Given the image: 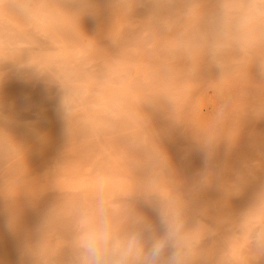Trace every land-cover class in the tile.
Here are the masks:
<instances>
[{
    "label": "bare ground",
    "instance_id": "6f19581e",
    "mask_svg": "<svg viewBox=\"0 0 264 264\" xmlns=\"http://www.w3.org/2000/svg\"><path fill=\"white\" fill-rule=\"evenodd\" d=\"M135 1H140V4H137ZM135 1L133 3L134 5L130 6V4L127 2V0H123V1H121V0H0V179L1 178L6 179V181H8V179L11 180V182L8 181V182H5V184L0 185V187L5 188V189L0 188V190H1L0 192H2V191L5 192V190L9 187L17 186L18 185L17 183H20V180H18V179H22L21 183H28L31 185L33 184V181H35L36 184L43 183V186H40V188H38V189H37V186H32L34 189V190H32V191H34L33 193H30V192L27 193L26 192V194H22L21 191H19V190H21V187H17L19 193L15 194V196L5 195L4 193H0V264H86V261L87 260L89 261V259L85 253L83 245H80V243L83 244V242H81V240L84 239L86 234L101 233V232H105V231L107 232V234L109 236V242H108L109 250H111L112 247L114 245H116L117 243L126 242L127 240H129L130 238L135 236L137 241L140 240L139 241L140 244L137 243V251L143 252L145 250H148V252L146 251V253H149L153 244L156 241L160 240L159 237L163 236L164 235L163 233L166 232L165 231L166 230L165 225H167L166 223H168V222L167 221H166V223L164 221L162 222L163 213L161 212L162 213V219H161L160 215L158 213H156V211H155V208L159 209V211H160V209H162L161 207L160 208L158 207L159 206L158 204H159V202H161V200H162L161 198L163 196L162 197L159 196L160 197V200H159V198L156 197L157 194L155 195L154 192L151 194H138L136 192L123 194V193H120L121 192L120 191L119 193L115 192V193H112L113 195L112 194L110 195V194H106V192L103 190L102 191L103 193H101V196L98 195L101 198L99 200L98 196L96 197V193H94V195H92L91 191L89 190V188H91V186L89 187L87 185L88 183H84L83 185L85 187H82L80 189V192H78L81 195L76 194V192H73L74 194L71 193L73 195V197L75 194L77 195L76 197H78V195L82 196V193H84V195H85V196L83 195V197H85L84 199H86V198L88 199V201H85L84 203H82L84 209L86 210L85 214L87 213L86 215L89 216L90 213L92 214L91 211H93V213L96 211L94 208H100V210L104 212V216L106 217V219L107 220L109 219V221H110L107 224L106 223L102 224V225L97 224L99 228L98 227L96 228L95 226H97V225H95L94 227H92L93 229L90 228V231L85 233L84 231L87 230V227H85V226H88V224L83 223V222H85V220L84 221L82 220L83 214L73 213L74 211H72V209H73L72 204H74L75 202H73V203L71 202L72 209H70V210L72 213H70V210L67 211L68 208H66V207L68 205H70V203L67 202L68 201L67 199L69 197V201H71L70 200L71 194L69 193V196L64 195V196H66V198L64 197L65 198L64 199L62 194L58 191L59 189L48 191L47 190L48 188H46L47 187L46 184L54 183L60 177L59 174H61L62 171H58V170H62L60 168L62 163L66 162V161L76 162V159L79 162L81 159H82V161L80 162L78 167H75V169L73 170V173L70 175L71 177L74 174L77 176L78 173L83 174L85 172L84 174H86V175L90 174L89 176H90V178H92V177H95V175H100L103 173L105 174V172L106 173L112 172L113 177H115V175H118L115 177V180H116V182L119 183V181H117L118 177L122 174V172L124 173V171L125 172L127 171V169L124 170V167H122L123 171L121 170V168H120L121 163H128L129 164L131 162L129 165L134 164L135 168H138V167L140 169L142 168L141 169L142 171L138 170V172H136L137 170L133 171V168H132V171L129 172L131 169L127 167L130 170L128 171L129 173H126V175L132 174V176L134 175V177H135V173L136 174L137 173L143 174L142 172H146L147 170H151L152 166L155 167V165L157 164L156 159L158 158L159 155L156 154L157 155V156L155 155L157 157L156 158L154 156L155 152L152 155L153 158H156L155 161H154V159L152 161L150 156H148V154L146 152H142V153H138V151L136 152L138 147L141 146L140 144H142V148H144L146 145H148L150 148L151 144H152V146H151L152 148L153 147L155 148V146H158V147H156V149H153V150H157V151H158L157 148L162 147L163 144H164L163 147L166 146L165 145L166 139L169 138V136L165 140H163V142L160 140H156L157 138L154 140L150 136L146 137L145 134L142 136V135L138 134L139 131L137 133V130H139V129L142 130L141 126H143V129H144L145 123H144V125H142V123H141L140 124L141 126L138 127L139 129L137 128V125H136L135 128H137V130L134 128L136 130L135 131L132 128V130H133L132 131L131 127L128 126L129 124H127V123H129V121H127V119L132 118V114L134 112L133 115L134 116L137 115L136 117H138L135 119L137 121L139 119V115H141V113L143 112L142 111L140 113L138 110L139 109L143 110L142 108H144V110H145L147 107L149 108V106H151V105L153 106L154 102H155L154 105H156L155 107L164 106L163 102L159 101V100L160 99L164 100L168 96V95H165V98H161L162 95L164 97L163 93H165L167 91V89H168L167 92L170 91L169 90L170 88L165 89L166 86L165 87L161 86L163 89H165V90H163L164 91L163 92L162 89L160 88V86H157V85H154V87L156 86L155 88L153 86H152V88H150L151 86H149V85H148L149 88L148 87L146 88L145 84L142 83L141 79H138V81L136 79H135L136 81L135 80L133 81V79L129 80L130 82L133 81V83H129V81H128L129 85L130 84L131 85L132 84H136V85L141 84V85L140 86L138 85L139 88L135 87L133 89V95H131L130 93H129L130 95H128L126 92L123 93L124 92L123 91L122 92L123 95L122 94L120 95L121 98L123 97L122 98L123 101H125L124 99H126V102L130 101L128 98H130L131 96L136 98L135 95L136 94L138 95V92L139 93L141 92V91H139L141 87H145V90L147 89L145 94H147L149 96L151 95V97H148V98H150L151 100H152V98L156 99V100H154V102L152 101L153 104H150L151 100H149L148 98H145V97H147L143 92L145 90H143L144 88L143 89L141 88V90H143L141 92L142 95L141 94H140L141 96L138 95L137 99L139 97L142 98V96H143L145 100L142 98L143 100L139 99V104L137 101L136 102H137L138 106L140 105L142 107L140 108V106H139V108H138L136 102L134 101L135 102V104H134V102L131 100L130 102H132V104L136 105L138 110L134 105H133L134 107H131L132 105H130L131 108L128 107L129 110L126 109L127 112H131L130 110H134L133 108H135V111L128 114L126 111H123L122 108L125 106L122 104V102H120L121 100L119 101L120 104H122L121 109L117 108V106H112V104H109V102H111L110 101L111 98H113V100L112 99L111 100H112V102H114V98L119 97V95H118L119 93H117V92L120 90V88L122 90V87H121L122 82H120L121 84H116L118 86H117V88H115L113 85H111V87H110V85H108L110 82L111 83L113 82V79H112V81H110L111 79L109 81L107 80L109 82V83L107 82V84L105 82L100 83L98 81H94V82H96V83L98 82V83L96 84L95 88H92L90 86H92L94 83L92 84L90 82V84H89L90 79H80V81H79V79L78 80L75 79V80H77V82L75 81V82L70 83L67 79H66V81H64L65 79H56V76H51V74H49L50 70H52V72L50 71V73H53V69H58L57 71H59L60 69H62V66H64L65 64L68 66V64H70L71 60H72V62H74V61L76 62L78 60L77 64L79 66L76 63H73V64H75L76 68H74V70H72L71 72H73L72 74L74 75L75 72L79 71L80 74L79 73L78 74L81 76V78H83V76H85L86 73H88V74L90 72L92 73L94 67H97L95 69H98V66H99V70H102V69H100L101 65L99 64V62H101V63L106 62L105 58H103L105 56H106V59L108 58L107 60H109L108 63L113 64V62H111L110 58H109L113 52L111 54H109V57H107V55L103 56L104 54L102 52L101 53L103 55H101L100 52L98 53L95 50H94L95 52L93 50H91L92 47L89 46L88 42H87V44H88L87 47L89 46L88 47V48H90L89 50L85 46V44H83L82 46H81L82 43L79 44V46L81 47V50H82L83 46H85L87 48V49L83 48L84 51L82 50L83 52L81 54H83L84 52L85 53L87 52L86 53L87 55L85 53L83 55H76V53L79 50H76L75 48H73V45L71 48H69V49H71V53H69V51H68V54H66V55L64 54L63 56H61V58H59V57L53 58V57H50L48 54L41 52L42 50L48 49L51 47L53 48V49L51 48L52 51H54V50H55L54 52H56V50L59 51V47H58V49H56L57 45H55L56 47H54V43H59V46H60V44H63L65 42H68L67 44H69V45L73 44L72 40L78 41V38L80 35H77L78 33L77 34L75 33L77 31L75 29L79 30L82 25H84L83 27H85V24H88L89 22L91 23V21H92V23L90 25L92 26V24H94V22H97L96 19L98 20V18L100 17V15L102 13H105V12L111 10L112 7H115V5L118 6V4L125 6V9H123L124 11H122V13H121L122 19H123V16H126L123 14V13L126 14V11L129 13V14L127 13L128 18H130L131 15H134V14H137V15H139V14L145 15L146 14L147 16L150 15V17H148V19L150 18L151 20H148V19L146 20V18H147L146 15L145 16L143 15L145 18V21L142 18L143 25L149 24V27H150V24H155V25L156 24H162L163 25V21H161V19L164 16L168 17V19H169V16H171L170 14L175 15V14H178L182 10L184 12L185 7H190L191 5H192L191 7H194V5L199 4V2L201 3L200 0H135ZM125 2H127V3H125ZM209 2H211V0ZM242 2L245 5L247 3L246 6L244 5L242 7L243 8L245 7L244 15L248 14V17L250 16L249 14L253 13V11H254L253 8H257V9L259 8L258 10H260L261 7L264 8L263 4L261 5V7H259L261 3H264V0L263 1L262 0H245V1L243 0ZM207 3L203 4V5L204 6L207 5ZM237 5L238 4H236V6ZM208 6L210 7V5H208ZM224 6L226 7V5H224ZM196 8H197V6H196ZM229 8H230V6H229ZM262 8H261V10H262ZM207 9H209V8L206 7V10ZM250 9H251V11H250ZM196 10H201V9H196ZM196 10H193V11L195 12ZM176 11H177V13H175ZM213 11H214V9H213ZM241 11H243V10H241ZM246 11H247V13H246ZM130 12H131V15H130ZM222 12H223V10H222ZM228 12H229V10H228ZM195 13H198V15H199L198 11ZM205 13H206V11H205ZM260 13H261V11H260ZM167 14H169V16ZM210 14H211V12H209V15ZM223 14L224 13H222L221 15L223 16V18H225ZM142 15H139V16L142 17ZM188 15L190 16V14H188ZM209 15L206 14V17H208ZM233 15L235 16V13ZM254 15L257 16L259 14H257V15L254 14ZM194 16H196V15H194ZM203 16L205 17L204 14H203ZM217 16H215L216 20L220 19V22H222L223 18H220L221 17L220 15H219L220 16L219 18ZM228 16H229V14H228ZM231 16L232 15H230V17ZM127 17H124V20L126 21L125 26H127L128 22H130L128 20L131 19V18L128 19ZM151 17L153 18V20ZM200 17H201V15H200ZM206 17H205V20L207 22L211 23L209 18L206 19ZM239 17H241V16H239ZM259 17H261V15ZM121 18H120V20H121ZM125 18H127L128 20ZM197 18H199V17H197ZM215 18L213 21H215ZM227 18H229V17H227ZM245 18H246V20L249 19V18L247 19V16ZM196 19H194V20L196 21ZM183 20L186 21V19H183ZM194 20H193V22H195ZM218 20H217L218 24L216 22H214L217 24V27L220 24L222 25V23H219ZM170 21L168 20V22H170ZM213 21H212V23H213ZM223 21H224V19H223ZM183 23H187L184 25H186V27L188 26L187 21L186 22L183 21ZM195 23H199V21L195 22ZM223 23H225V21ZM248 23L249 22H247V25H248ZM90 25H86V26H90ZM146 25L143 29L148 27ZM176 25H178V24H176ZM196 25H198V24H196ZM73 26H75L74 27L75 32L73 31L75 35L72 32ZM77 26L79 28H77ZM137 26L135 28L133 27V29H132L128 25L126 30H124L125 29L124 28L123 30H121L123 32H121V31L120 32L121 33L126 32V34H127V32L133 33V32H135L134 31L135 29H136V31L138 30ZM181 26H183V25H180L179 27H181ZM258 26H260V25H258ZM164 27H165V25H164ZM179 27H177V28H179ZM82 28H81V30H83V34H85L86 32L84 33V30L88 31L87 29L89 27H87L86 29L85 28L82 29ZM139 28H140L139 30H142L141 27H139ZM172 28H173V26L171 27V30L174 32V30ZM220 28H222V30H223V26L219 27V29ZM127 29H129V30H127ZM162 29H164V28H161V31H163ZM187 29H188V27H187ZM191 29H192V27H191ZM81 30H79V32ZM171 30L170 29L167 30V33H171L172 32ZM199 30H200V28H199ZM250 30H252V29H250ZM262 30H263V28H262ZM190 31H192V30H190ZM203 31H205V29ZM163 32H162V35H163ZM173 32L171 34H173ZM180 32H179V34H180ZM193 32H195V31H193ZM193 32L191 34H193ZM144 33H145V31H144ZM213 35H214V33H213ZM73 36H75V37H73ZM189 36H191V35H189ZM203 36H201V37H203ZM120 37H122V36H120ZM120 37H118V39ZM165 37H166V39L168 37V40L171 39V38H169V37H171L169 34H166V36L164 35V39H165ZM69 38L72 39L71 40L72 42H70V43L67 40ZM215 38H216V36H215ZM106 39H109V38H106ZM121 39L122 38H120L118 41H120ZM139 39H140V37H139ZM164 39H162V42L166 43L168 40L166 41V39H165V41H163ZM93 40H94V38H93ZM101 40L103 42L105 41L106 43L109 42L108 40H103V39H101ZM101 40L98 39L97 42L99 43ZM116 40H117V38H116ZM122 40H124V39H122ZM102 41H101V43H102ZM160 41H161V39H160ZM160 41L152 43L151 44L152 47H151L150 43L147 44V45H150V46H148L150 48H148L147 50H151L152 52L147 51V50L144 51L142 48L144 53H142L140 51L138 56H137L138 53L133 56L134 53L130 54L128 52H127V56H126V51H125L124 53H122L123 57H124V59L126 57L128 59V56H130V55L133 58L136 56L135 58H137V57L138 58L134 59V61H132V62H135L136 60H138L137 61L138 65H139V61H141V62H146V64L148 66L153 63L152 61H154V59H155V62H157V60L159 61V59H161V61H163L162 58L167 61V57L165 56V54L167 52L160 50L162 52L161 53L159 51V49H161V48L159 47V49H157L158 47H156V45L158 46L159 43H162ZM97 42H95V43H97ZM122 42L125 43L124 41H122ZM215 42H217V41H215ZM262 42H261V44H262ZM115 43L117 44L118 42H115ZM129 43L133 44V42H130V41H129ZM93 44L94 43L92 42L91 45H93ZM116 44H113L112 46L115 47ZM109 45H111V44L109 43ZM153 45H154V47H153ZM259 45H260V43H259ZM61 47H63V45H61ZM260 47H262V46H260ZM260 47H259V49H260ZM153 48L155 50L156 49L157 50L154 51ZM139 49L141 50V48H139ZM257 49H258V47H256L255 51H257ZM90 50L93 51V53ZM72 51H73V53H72ZM210 51L213 52V50H210ZM259 51L260 50H258L257 52H259ZM120 52L121 51H119V53ZM159 52L162 54V56H165L166 58L165 57H162V58L158 57L159 55L157 56V54H159ZM212 52H210V53H212ZM242 52H243V50H242ZM71 54H74V55H71ZM89 54L90 55L92 54V55L89 56ZM96 54H97V56H96ZM113 54H115V53H113ZM122 54L120 53L121 56L118 58L115 55H113V57H115L116 60H121L120 58L123 59ZM124 54L126 57L124 56ZM143 54H145V57H143L144 56ZM146 54H148L151 57V59L149 56L146 57ZM150 54L152 56L155 55L157 58L152 57ZM262 54H263V52H262ZM85 55L88 59L86 61H85V57H83ZM116 55L118 56V54H116ZM215 55H217V54H215ZM131 56H130V58L132 59ZM257 56L256 57L252 56L251 60H253V62L249 61V62H252L251 66H249V63H247L249 66V68H247V70L252 68V69H250V71L253 70V72H254L253 74H255V70L257 69V67L260 68L259 67L260 65L257 66V64H260V63L256 62V65L253 64V63H255L254 61L257 58ZM72 57H73V59H71ZM74 57L76 58V60ZM81 57H83L84 60H82L83 58H81ZM113 57L111 56V58H113ZM148 57L150 60L148 59ZM187 57H189V56H187ZM89 58H91V59H89ZM140 58H143V59L146 58V60L145 59L140 60ZM201 58H202V56H201ZM102 59H104V61ZM127 59H125V60H127ZM129 61H130V59H129ZM181 61H183V60H181ZM222 61H224V60H222ZM132 62H131V65H132ZM40 63H42V65ZM43 63H44V66H43ZM128 63L130 64V62H128ZM128 63H127V65H129ZM197 63H199L198 59H197ZM201 63H202V61H201ZM201 63H199L200 65H197L195 63L197 66H195V68L191 67L192 71L191 72L189 71L190 73L188 72V74H187V72H186V75H185V73H184V75H182L183 74V72H182L181 76L182 77L185 76L187 79L189 78L188 79L189 81L191 78L195 79L194 77H196L198 75H199V77H200V75L201 76L203 75L205 77L206 75H204V74L209 73L208 70L212 69V68L211 67L206 68V67L202 66ZM228 63H230V62H228ZM109 65L112 66L111 64H109ZM184 65H185V63H184ZM228 65H230V64H228ZM245 65H246V63H245ZM254 65L256 66L255 70L252 67ZM65 66L63 67V69L67 70L68 68H67V66L65 68ZM71 66L72 65L69 66L70 67L69 71L71 70V68L74 65L72 67ZM108 66H106V67L104 66L106 71L108 70L107 69ZM157 66L158 65H156V67ZM239 66L242 67L243 65H241V63H240V65H238V67ZM248 66H246V67H248ZM104 67H103V71H104ZM246 67H244V69H246ZM148 68L146 67V69H148ZM231 68H233V67H231ZM75 69H78V70L75 71ZM95 69H94V71H95ZM135 69H138V68L136 67ZM227 69L229 70V68H227ZM240 69H239V71H240ZM89 70H90V72H89ZM110 70L111 71L113 70V69H111V67H110L108 73L112 74L113 72L111 73ZM151 70L153 71L152 68H151ZM69 71H67V72H69ZM117 71L120 72V69ZM128 71L130 72V67H129V70H127V72ZM169 71L172 73L171 69ZM169 71H167L168 74L170 75L171 78H173L174 74L172 73L173 75L171 76V73H169ZM261 71L264 72L263 70H261ZM98 72L100 73V71H98ZM162 72H163V70H162ZM244 72H246V71H244ZM54 73H55V71H54ZM93 73H95V72H93ZM155 73H156V70H155ZM237 73L239 74V72H237ZM256 73H257L256 74L257 76L261 74V72L258 73V71ZM61 74H62V71H60V73H58L59 76L63 75V74L62 75ZM67 74H69V73H67ZM95 74L97 75V72ZM141 74H142V72H141ZM105 75H107V74L104 72V75L102 74V76L104 77ZM113 75L114 74H112L111 76H113ZM154 75L152 73L151 76L155 77ZM166 75H167V73H166ZM166 75L164 74L163 78ZM256 75L254 77H251V75L249 77H247L250 80V81H248L249 84L246 83L244 85V84L240 83L237 87H235L236 91H235L234 87H232V90L230 88V91L232 93L231 95L236 97L234 100L235 102L234 101L233 102L231 101V102L234 106L236 104H238V105L235 106L234 111H233L234 107L231 108V110L233 112L231 110H229V108L226 107L228 110H226L225 112L228 111V113L226 114L227 115L226 119L224 118L226 121L223 120V122L224 121L225 122L224 123L222 122V123L224 126L227 125L228 129H229V126L231 128V125L232 126L235 125V126H233V127H235V128H233V132L231 131L232 128L229 130L233 133V134H231L232 139H230V138L227 139L226 137H222V134H220V136L222 137L221 138L218 135L220 140L221 139H223V140L227 139L225 141L226 143L225 142H224V144L219 143L221 141L218 140V142L216 141V144L214 142V143H210L209 145H204L202 147L203 148L202 150L199 147V149H200L199 153H197V151L195 150L196 155H192V153H194L193 152L194 150L192 151V153L191 152H190V154L188 153L191 157H194V156L199 157V156H201V154H202V156L212 157V158L209 157L208 159H212V160H210L211 164H213V165L217 164L218 165V166L217 165L213 166V168H211L212 170L214 169L213 171H216V173H218V175H219V177H217L218 181L214 182L215 180H213V181H211V182H213L212 184L203 185L202 188L205 189V191L201 194L192 196L190 194L191 191H190V193L186 192L187 190L185 187H187V188H188V186H190V187L195 186L196 187L197 186L196 184H194V185L188 184V186H187V184L185 183L186 185L183 186L182 183H181L182 185L180 183H179L180 185H177L174 183V184L168 185V187H167L168 183L166 182V180H165V182H166L165 183V182L161 181V179L159 178L161 173H160V175L158 173H156L157 176L153 175V179H155V177H158V179L156 178L155 180H158L159 182L161 181L160 183L163 182L164 184L163 185L161 184L162 186H164L166 184L165 187L167 189H170V188L171 189L172 188H178L179 189L181 187L182 190H180V189L179 190L183 191V193L186 192L184 194H181V197L183 199V203H181V204H180V202L178 203L181 205V207H180V205H178V207L183 208L182 209L183 214L178 215V218L174 219V221H173L174 223H177V224L181 223L182 227H185L184 230L187 227V231L189 229L191 231L192 228H194V225L202 226L203 224L204 225L209 224V226L207 228H203V229L199 230L198 233L196 232V234H192L193 232L191 233L189 231L192 234V236L190 237V240L188 241L187 244H182V243L164 240L165 246L162 250V256H161L160 264H169V261L173 255H175L177 257L176 264H264V183H261L263 181V180H260L262 178L261 177L260 179L256 178L255 181H258V182H253V184H248V183H251L250 181L246 182L248 180H251V178H249L250 176L249 177L245 176L246 173L243 171L244 166L242 168L240 166V168H239V165H241L240 164L241 162H242V164L243 163L245 164L248 161L247 158L248 159L251 158L250 161L251 160L253 161V159L258 160L254 156L255 154H253V152L255 153V151H256V150L255 151L252 150V149H254L253 148L254 146L256 147V145L257 146L260 145V147L262 146L260 149L264 150V79H263L264 77L261 76L262 79H260V78H256ZM70 76H71V73H70ZM102 76L101 77L99 76V77L103 78ZM111 76L109 75V77H108V75H107V77H108L107 79L113 78ZM116 76H118V75H116ZM116 76L114 75L115 78H116ZM51 77H52V79H51ZM76 77H77V75H76ZM93 77L94 76H92V78ZM243 77L244 76H242V78ZM258 77H260V76H258ZM85 78H87V77H85ZM253 78H255V79H253ZM104 79L106 80L105 77H104ZM117 79L119 80V78H117ZM117 79H114V81L117 82ZM160 79H161V77H160ZM99 80L101 81L103 79H99ZM105 80H103V81H105ZM204 80H206V79H204ZM221 81L219 82V84L221 83ZM158 82L160 83V81H157V83ZM222 82H223L222 84H224V81H222ZM246 82H247V80H246ZM113 83H115V82H113ZM128 83H126L127 85L123 84V86L126 85L125 88L124 87L123 88H124V90H126V87H127V90H126L127 92L129 90L128 89L129 87L133 88L131 85L129 86ZM205 83H206V81H205ZM244 83H245V79H244ZM105 84L108 85V88H107V86L104 87ZM153 84H155L154 81H153ZM184 84L187 85V82H185ZM193 84H194V82L192 83V85ZM97 85L98 86L103 85V86L98 87ZM160 85H162V81H161ZM164 85L165 84L163 83V86ZM178 85H180V84H178ZM188 85H189V83H188ZM205 85H207V84H205ZM230 85H231V83L229 82V86ZM93 86H95V85H93ZM181 86H178V87L180 88ZM209 86H211V85H209ZM118 87H119V89H118ZM157 87H158V89L160 88V91H162V94L160 93V91H158V92L153 91L155 89L157 90ZM189 87L190 86H188V88ZM222 87H224V85ZM136 88L138 91L136 90ZM148 89H149V91L152 89L150 91V93H149ZM193 89H194V87H192V89L189 90V92H188L189 96H190L191 91L194 92L197 90V89L196 90H193ZM200 89H201V87H200ZM220 89H222V92H223V88L220 87ZM233 89H234V91H233ZM134 90H135V92H134ZM176 90H179V89H176ZM237 90L239 92H241L242 95L237 94V92H238ZM108 91L110 93H108ZM198 91L199 90H197V92ZM230 91L228 90V92H230ZM72 92H74V94H72ZM130 92L132 93V89L130 90ZM180 92H181V90H180ZM193 92H192L191 97H193V95H194ZM77 93L79 95L83 94L81 96V99L78 98L79 95H78V97L75 96V94L77 95ZM134 93H136V94H134ZM157 93H159V95ZM69 94L70 95L72 94L71 96H73V97H71ZM126 94L128 96H125ZM183 94H184V92H183ZM152 95L154 97L156 96V98L152 97ZM186 95H187V93H186ZM231 95L230 94L228 95V99L232 98V97L229 98ZM59 96H60V98H58ZM61 96H66L67 98L70 96L72 99L77 97L78 100H77V98H76L77 102L74 100H73V102H71L72 100H68V103L70 105H68L66 102V105L64 107L62 106L64 108V110H66V111L64 113V112H62L63 110H60L62 112L61 113L59 110L57 111L53 108L55 105L59 104V99H61V98L63 99V97H61ZM106 96L108 97L106 99H108L109 101L108 100L107 101L101 100L102 102L99 101V98H101V97L104 98ZM159 96H160V98H157ZM70 97H69V99H71ZM97 97H99V98H97ZM168 98H170V96ZM57 99H58V102H57ZM118 100H119V98H118ZM165 100H164V102H166V104H167L168 101H165ZM142 101L143 102L146 101L147 105H146V102H145V104H143ZM158 101H159L160 106L156 104V102H158ZM183 101H185V99ZM187 101H188V99L185 101L186 105L188 106L189 102L187 104ZM126 102H124V104H126ZM161 102H162V104H161ZM231 102H230V104H231ZM240 103H242L241 106L239 105ZM243 103H245V105ZM95 104H103V105L109 104L108 105L109 110L115 109V111L113 110L111 112H115V113H119V114H120V112H122L120 115L121 117L118 118L117 117L119 115L118 114V115H116L117 118L114 116H112L113 117L112 118L109 116L110 115L109 110L107 111L106 109H103V107L95 108L94 107ZM114 104H118V102L115 101ZM128 104H129V102H128ZM183 104H184V102H182V105ZM191 104H192V101H191ZM230 104H229V106L228 105L227 106L230 107ZM43 105H44V107H42ZM110 105L112 107H110ZM143 105L145 107H143ZM59 106L61 109L62 108L61 105H59ZM237 106H240V107H237ZM164 107L166 108L167 106H164ZM164 107H161V108L163 109ZM180 107H179V109H178V107H175L174 111L175 110L179 111L181 108H184V106L181 108ZM148 108H147V110L157 109L154 107H152V108L150 107V109H148ZM161 108H160V110H161ZM236 108H238V109H236ZM58 109H59V107H58ZM116 110H118V111L116 112ZM120 110H122V111H120ZM150 111H152V110H150ZM162 111H165V110L163 109ZM230 111H231V113H229ZM137 112L139 114L135 115V113H137ZM171 112L170 113L167 112L166 114L169 115V114H171ZM188 112L190 113V111L187 110V114H189ZM58 113H59V116H58ZM124 113L125 114L127 113V115L129 117L126 116V118H124V117L122 118V115L123 116L125 115ZM159 113L160 112H158L157 114L159 115ZM162 113H160V115ZM154 115H155V112H154ZM177 115H179V114H177ZM134 116H133V118H135ZM163 116H165V115H162L161 117L158 116V117L163 118ZM169 116H171V115H169ZM165 118H166L165 120L168 119L167 116H165ZM169 118L170 119H168V120H170V121L172 118H173V120L177 119V117L176 118L175 117H172V118L169 117ZM180 118H183V117L180 116ZM150 119L154 120L153 117H151ZM156 119L157 118L155 117V120ZM185 120L188 121V119L184 118L183 121H185ZM130 121L134 122V119H131ZM157 121H159V120H157ZM157 121H155V122H157ZM161 121H162V119H161ZM150 122L152 123V121H148V124ZM176 122H175V124H176ZM135 124H138V123H134V125ZM158 124H157V126H158ZM170 124L175 125L174 123H170ZM163 125L164 124H162V126ZM187 125H186V128H184V129H186V131H184V134H185V132L187 134L189 133V132H187V130L190 128L189 127L187 128ZM218 125H216V126H218ZM151 126H153V125H151ZM221 127L223 128L222 125H221ZM145 128H147V127H145ZM154 128H156V126ZM174 128H176V127H174ZM156 129H158V127ZM161 129H162V127H161ZM145 130H147V129H144L142 131L145 132ZM150 130H149V132H150ZM222 130H224V129H222ZM218 131H219V128H218ZM224 131H227V129H225ZM234 131H235V134H234ZM143 132H140V133L143 134ZM191 132H192V129H191L189 135L183 134L185 136V137L184 136L183 137L186 139V141L188 140L190 142V140H194V139L196 140V136L191 134ZM166 134H168V133H166ZM190 134L195 136V137H193L194 139H190V137H191ZM172 135H174L173 131L171 132V136ZM226 135H227V133H226ZM233 135H236L235 138L237 140L234 138ZM91 136H94L95 138H91ZM148 137H150V138L148 139ZM172 137H174V136H172ZM233 138L236 140V142L231 141V140H233ZM174 139H176V137ZM237 141H241L242 143L249 141L250 143L247 142L248 144L247 143L245 144V146H247L245 148L244 144L241 145V142H239V144H238ZM15 142L19 143V144L17 146H15L14 145ZM167 142H168L167 145L172 144L170 141H167ZM189 142L187 144H189ZM103 143L109 147V149H110L109 154L106 152V148L103 149L101 147H97V144H103ZM120 143H122L123 145L127 144L128 146L127 145L123 146ZM190 143H192V141ZM250 144L252 147L250 146ZM193 145H191V147L194 149L196 148V146L198 147L197 144L194 145L195 147ZM248 145L251 148L248 147ZM176 146H177V148L178 147L180 148V146H182V145L178 146V144H177ZM130 147L133 149H131ZM170 147H168V149L166 148L167 152L171 149ZM175 147H172V149ZM183 147H181L182 153H183V151L185 152V149ZM239 147H240V149H239ZM134 148H135V150H134ZM185 148H186V146H185ZM243 149H245L244 151L246 153H247V151H249L251 149L252 151L250 150L249 154L252 152L250 155H252L254 157H252L249 154H246L244 152L247 155V158H244V156H246V155L242 152ZM116 150H118V151H116ZM122 150H125V151H122ZM161 150H162V152L164 151V149L159 148V152H161ZM197 150H198V148H197ZM239 150H241V152ZM263 150H261V151H263ZM177 151H178L177 154H179L180 149ZM188 151H190V150L188 149ZM188 151H186V152H188ZM169 152H171V151H169ZM186 152H185V155L187 154ZM114 153H115V155H114ZM118 153H121V155L123 154L124 156H126L128 162L127 161L124 162V160H126V159H123V157L121 160H119L121 157H118V156H120ZM242 153L244 154L243 157L240 156ZM159 154H160V156H159V158H160L161 155H163L164 153H159ZM165 154H167V153H165ZM109 156H110V158H113V156L114 157L117 156L118 159L113 158L114 161L113 160L111 161L110 158L108 159ZM171 156H172V154H171ZM202 156L200 158H202ZM236 156H240V158L242 157V159H240V161H239V159H236ZM174 157H176V156H174ZM261 157H264V156H261ZM195 158H197V157H195ZM208 159L206 161H209ZM177 160H178V158H177ZM177 160L175 158V161H177ZM193 160H195V159L191 158L190 161L193 162ZM241 160H246V162L241 161ZM263 160H264V158H263ZM78 161H77V163H78ZM116 161H120V164L117 165ZM199 161H201V159ZM199 161H196V163L194 161L193 164H198L200 166V163H197ZM259 161H261V159ZM262 162L264 163V161H262ZM117 163H119V162H117ZM158 163H159V160H158ZM201 163H203V162H201ZM210 163H209V165H211ZM170 164H172V162H170ZM205 164L208 165V162L207 163L205 162ZM247 164H248V162H247ZM117 166H118V168H117ZM179 166H180V164H179ZM251 166H253V165H251ZM262 166H264V164ZM175 168H178V167L176 166ZM207 168H210V167L208 166ZM106 169H108V170H106ZM118 169L121 172L116 171ZM233 169H237V173L244 172V173H242L243 174L242 176H244L246 184H242V185L239 184V183H241V180L243 178L242 179L238 178V179H240L238 186H233V185L229 184L230 181L233 180V182H234V180L237 179L231 175ZM241 169H243V170H241ZM251 169H253V168H251ZM254 169H255V167H254ZM101 170H103V171H101ZM95 171L97 173L99 171V174H97ZM154 171H156V170H154ZM42 172L43 173L45 172V174L47 175L46 178H44V176H41ZM113 172L114 173L116 172L118 174H116V173L114 174ZM133 172H135V173L133 174ZM162 172H164V174H166L165 170ZM198 172H197V174H198ZM255 172L258 173L259 171L257 172V170H254V175H255ZM92 173H94V176H92L93 175ZM149 173H150V171H149ZM208 173H209V171H208ZM138 174H137V176H138ZM178 174L179 175L181 174L184 177V172L183 173L178 172ZM198 175H200V174H198ZM198 175L195 178H197ZM202 175L200 177H198L197 179L201 178ZM209 175L210 174H208V176ZM145 176L146 175H144V178H145ZM162 176L166 177L164 175H162ZM177 176L175 178H177ZM204 176L206 177V175H204ZM215 176H217V175H215ZM242 176H240V177H242ZM73 177H75V176H73ZM113 177H112V179L108 178L109 181H110V179H111V181H113V179H114ZM12 178L16 179L14 181H16V182L18 181V182L17 183L13 182L14 184H10V183H12V180H13ZM170 178H171V176H170ZM179 178L181 179V177H179ZM185 178L186 177H184V179ZM141 179H143V177H141ZM164 179H166V178H164ZM214 179H216V177ZM134 180H136V179H134ZM143 180H145V179H143ZM125 181H127V179ZM141 181H139V182H141ZM197 182H200V181L197 180ZM242 182H244V181H242ZM113 183H115V182L113 181ZM236 183H237V181H236ZM93 184H95V183H93ZM99 185H100V183H99ZM157 185H159V184H157ZM135 186L136 185H134L133 186L134 188L133 187L132 188L135 189ZM196 188H200V185L198 184V186ZM171 189L169 191H171ZM183 189L186 191H184ZM203 189H201V190H203ZM71 191H73V190H71ZM173 191L174 190L172 189V191H171L172 193L168 196V198H164L162 200L163 203L161 202V204H162L161 206H165V208L170 207V209L172 208L169 205L171 204V202L173 203V200L177 196L180 195V194H176L178 190L176 192L175 191L173 192ZM199 191L200 190H198V193H200ZM66 192L67 191H65L64 194L68 193V192L67 193ZM57 194H60V196H62L63 200H60L61 197H59L60 198L59 199ZM87 194L90 195V197ZM56 196H57V198H56ZM49 197L50 198L53 197V200L57 203V206L54 205L55 203L52 204V201H50V199H49L50 205L47 203L46 207H45L44 202L45 201L48 202L47 199ZM25 198H27L28 203H32V204L34 203L36 205L37 204L42 205V203H43L44 205H43V207L40 205V207L42 209L38 208L37 210L39 212H37V213H36V210H34L33 213L32 212L30 213L27 211L28 208H26V210L23 209V211L24 212L26 211V212L24 213L23 211H21L22 214L21 213L20 214L22 216L19 214V217L18 216H12L11 215L12 213L10 212V211L15 212V210H16L15 207H17V206H15L14 208L10 207L13 210H8V208L5 209V207H3V205H7V204H10L13 202H16L18 205H20L19 202ZM151 199H154V201L156 199V206L158 205L157 207H155V208L153 206H152L153 208L150 207L151 205H149V204H153V203L148 204L147 202ZM157 199L159 200L158 203H157ZM115 201L121 207H122V204H124L123 205L124 209L125 208L127 209V207L130 206L129 204H132L128 213L124 214V216L126 215L125 217H122L123 215L122 216L120 215V217L122 219L119 217L118 214L115 213L116 211H113L114 210L113 208L109 207ZM128 201H130V203H128ZM179 201H182V200L180 199ZM143 202H145V203L143 204ZM150 202H152V200ZM58 203H60V204H58ZM85 203H87V204L85 205ZM125 203H126V205H125ZM127 204H128V206H127ZM145 204H148L149 206L145 205ZM139 205L141 207L138 209L137 206H139ZM153 205H155V202ZM172 205H174V204H172ZM27 206L30 207L29 205H27ZM97 206H99V207H97ZM175 206H173L174 209H176V207H177V206L176 207ZM64 208H65V210H64ZM70 208H71V206H70ZM29 209H31L30 211L33 210L32 208H29ZM118 209L120 210L121 208L119 207ZM63 211H65L64 213L67 212L66 213L67 215L65 214L66 216H63V214H64ZM179 211H181V210L179 209L178 212ZM68 212H69L70 216L68 215ZM114 213H115V216H114ZM169 213L171 215V212H169ZM176 213H177V210H176ZM60 214H62V215H60ZM71 215H73V216H71ZM116 215H118V216H116ZM11 216H12V218H11ZM59 216H63V218L59 217ZM74 216H76V217H74ZM68 217H69V220H68ZM113 217H115V218L112 219ZM60 218L63 220V222H67V223L62 224V220ZM86 218H88V217H86ZM169 218L170 217L168 215V220H169ZM84 219H85V216H84ZM64 220H66V221H64ZM81 222H82V224H81ZM63 225H65V226L69 225L70 227L69 226L64 227ZM62 226L64 227V231L62 230L63 229ZM168 226H170V225L168 224ZM147 227L148 228L150 227V228L147 229ZM203 227H205V226H203ZM45 228L48 230H45ZM94 228H96V229H94ZM198 228L199 227H197V229ZM33 230H35V231L33 232ZM44 230H45V232H40V231H44ZM56 230L58 232H54L52 234L51 231H56ZM184 230L182 228L181 233ZM30 231L33 232V234H31ZM29 233H30V235H29ZM55 233H57V237L61 235L60 237H58V238L62 239L61 242L54 240L55 239L54 238ZM244 234H245L244 238L240 239L241 235H244ZM24 235H25V237H23ZM31 235H32V237H31ZM187 235L188 234H186V236ZM238 235H240V236H238ZM27 236H30L31 239ZM81 237H83V238H81ZM151 237H156V238L152 239ZM80 238H81V240H80ZM142 239H144L145 242H149L148 244H150V245L148 246L147 243L144 242V240L142 241ZM144 244H145V246H144ZM143 247L145 248V250H143L144 249ZM85 256L87 257L86 261L83 260V258ZM110 260L114 261V257H111ZM89 262L87 264H89ZM128 264H147V261H146V259H144V260L138 259L137 260V259H134L133 257H129Z\"/></svg>",
    "mask_w": 264,
    "mask_h": 264
},
{
    "label": "rangeland",
    "instance_id": "374dc122",
    "mask_svg": "<svg viewBox=\"0 0 264 264\" xmlns=\"http://www.w3.org/2000/svg\"><path fill=\"white\" fill-rule=\"evenodd\" d=\"M121 1H123V0H121ZM135 1V0H134ZM134 1L133 0H127V2L130 4V6H132V5H134L133 3H134ZM201 1V3L199 2V4H196V5H194V7H185V9H184V12H183V10L182 11H180L178 14H175V13H177V11L174 13L175 15H172V14H170L171 16H169V14H167L168 16H169V19H168V17H163L162 19H161V21H163V25L162 24H150V27H149V24H145L146 26H148V27H146L145 29H143L144 27H145V25H143V23H142V18H143V20L145 21V18H144V16L146 15H142V14H139V15H142V17H140L139 15H137V14H134V15H131V12H130V15H131V19L130 18H128L127 16V11H126V14L125 13H123L124 15H126V16H123V19L121 18V16H122V11H124L123 9H125V6L124 5H121V4H118V6L117 5H115V7H112L111 8V10H109V11H107V12H105V13H102L101 15H100V17L98 18V20L96 19V21L97 22H94V24H92V26L90 25L91 23H92V21H91V23L89 22L88 24H85V27H83L84 25H82L81 26V28L82 29H86L87 27H89L87 30L88 31H85L84 30V33L85 34H83V30H81V28L79 29V30H81L80 32H79V30L78 29H75V30H77L76 32L74 31V27L75 26H73V29H72V32L74 31L77 35H80L79 36V38H78V41L76 40H72V39H67L68 41H69V43L70 42H72L73 44H67L68 42H65V43H63V44H60V46H59V43H54V47H56L55 45H57V48L56 49H58V47H59V51L58 50H56V52H54V51H52L51 50V48H48V49H44V50H42L41 52L42 53H46V54H48L50 57H53V58H61V56H63L64 54L66 55V54H68V51H69V53H71V49H69V48H71L72 47V45H73V48H75L76 50H79L77 53H76V55H83V54H81L84 50H83V48L85 49L86 47H87V42L89 43V46L90 47H92L91 48V50H95L96 52H102L101 53V55H103V56H105V55H107V57H109V54H111L112 52L113 53H115V54H113L112 53V55H110V61L111 62H113V64L112 63H108V61L109 60H107L106 59V56L105 57H103V58H105V61L106 62H99V64L101 65L100 66V69H102V70H99V66H98V69H95V68H97V67H94V69H95V71H94V69H93V71H92V73L90 72V70H89V72L91 73H86V75L85 76H83V78H81V76L79 75L80 74V72L78 71V72H75L76 70H78V69H75V73H74V75L72 74L73 72H71L72 70H74V68H76V66H75V64H73V63H76L77 64V61L75 62H72V60H71V62H70V64H68L67 62V64H68V66H67V70L65 69H63V67L65 66H62V69H60L59 71H57L58 69H53V73H50V71L52 72V70H50L49 71V74H51V76H56V79H65L64 81H66V79L71 83V82H77V80L79 79V81H80V79H90V81H89V84H90V82L93 84V85H95V86H93L92 84V86H90V87H92V88H95L96 87V84L98 83V82H105L106 84H107V82L110 80V81H112V79H113V82H115V83H109L108 85H110V87H111V85H113L115 88H117V86L118 85H116V84H121L120 82H122V90H121V88H120V90L117 92V93H119L118 95H119V100H118V98H114V102L115 101H117L118 102V104H114V102H112V100H113V98H109L110 99V101L111 102H109V104H112V106H117V108H119V109H121L122 107H121V105L123 104L125 107H123L122 109H123V111H126L127 112V110H129L128 109V107H130V105H132L131 107H136L137 108V106H138V104H139V99H144V97L142 96V98H138L137 99V96L138 95H142V91L143 90H145V87L147 88H149V86H151L150 88H152V86L154 87V85H157V86H160V88L162 89V91L163 90H165V89H167V88H170L169 90V92H167L168 91V89H167V91L165 92V93H163L164 94V97H163V95H162V97L161 98H165V95H168L164 100L165 101H168L167 102V104H166V102H164V100L163 99H160L159 101H162L163 102V105L164 106H167L166 108L164 107V106H161V107H164L163 109L165 110V111H162L163 109L161 108V107H155L156 105H154L155 104V102H154V100H156V99H153L152 98V100L150 99V98H148V97H151V95L149 96V95H147V94H145L146 93V90L145 91H143L144 92V94L147 96V97H145V98H148L149 100H151V102H150V104H153V102H154V104H153V106L151 105V106H149V108L148 109H150V107L152 108V107H154V108H157V109H150V110H152V111H150V110H147V108L144 110V108H142L143 110H138V108H139V106H138V108H137V110L141 113L142 111L144 112H142L141 113V115H139V119L136 121L135 119L136 118H138V117H136L137 115L136 114H139L138 112L137 113H135V115L136 116H134L133 114H134V112L133 111H135V108H133L134 110H130L131 112H133V114H132V118H129L130 120L131 119H134V122L133 121H130L129 119H127V121H129V123H127V124H129L128 126L129 127H131V130H132V128H133V130H137V128L138 127H140L141 125V123H142V125H144V123H145V126H144V129H147V130H145V132H143L142 130H144L143 129V126H141V128H142V130L141 129H139V130H137V133H138V131H139V133L138 134H140V135H144L145 134V136L147 137V136H150V137H152V139H156V140H160V141H162L163 142V140H165L168 136H169V138L171 139H169V138H167L166 139V146H164L163 147V145H162V147H159L160 149H164V151L162 152V150H161V152H159V148H157L158 149V151L157 150H153V149H156V147H158V146H155V148L153 147H151L152 146V144H151V146H150V148H149V146L148 145H146L144 148H142V144H140L141 146H139L138 147V149L136 150V152L138 151V153H142V152H146L147 154H148V156H150V158H151V160L153 161V159H154V161H155V159L157 158L156 156V154H158L159 156H160V154L159 153H164L163 155H161V157L159 158V156H158V158L156 159V161H157V164L155 165V167H153L152 166V171L151 170H147L146 172H142L143 174H138V176L140 175L141 177H143V179H145V180H143V179H141V177L139 176H137V174L135 173V172H133V174L135 173V177H134V175L132 176V174H127L126 175V173H129V172H131L132 171V168H133V171H136V172H138V170H141L139 167L138 168H135V165L134 164H132V165H129L128 163H121V165H120V168H121V170L123 171V168L122 167H124V170L125 169H127V171L125 172L124 171V173L122 172V174L118 177V179H117V181H119V183L118 182H116V180H115V177L116 176H118V175H115V177H113V175H112V172H110V173H106L105 172V174L103 173V174H100V175H95V177H92V178H90V174L89 175H86V174H82V173H78V175L76 176L75 174L73 175V176H75V177H71L70 175L73 173V170L75 169V167H78L79 166V164H80V162L82 161V159L80 160L79 158V160H80V162L76 159V162H72V161H66V162H64V163H62L61 164V166H60V168L62 169V170H58V171H62L61 172V174H59L60 175V177L54 182V183H49V184H46L47 185V187L46 188H48L47 190L48 191H52V190H58L61 194H62V196H63V198L65 197L66 198V196H64V195H67V196H69V193L71 194H74L73 192H76V194H80V193H78V192H80V189L82 188V187H85L83 184L84 183H88L87 185L90 187L91 186V188H89V190L91 191V193H92V195H94V193H96V197L98 196V195H100L101 196V193H103L102 191L104 190L105 192H106V194H112V193H119L120 191V193H123V194H128V193H132V192H136V193H138V194H151V193H155V195H156V197L157 198H159V200H160V197H162L161 199L163 200L164 198H168V196L172 193L171 191H172V189L176 192L177 190V193L176 194H180L179 196H177L174 200H173V203L171 202V204L169 205V206H171L172 208H173V206H175L176 207V209H170V207L169 208H165V206H161L162 204H161V202L163 203V201L161 200V202H159V208L161 207L162 209H160V211H159V209H157V208H155V207H157L156 206V199H155V201H154V199H151L152 200V202H150L151 200H149L147 203L149 204V203H153L154 204V202H155V205H153V204H149V205H151L150 207H154L155 208V211H156V213H158L159 215H160V218L162 219V213H163V220H162V222L164 221L165 223H166V221L168 222V223H166L167 225H165L166 226V232H164L163 234V236H160L159 238H160V240H165V241H171V242H177V243H182V244H187L188 243V241L190 240V237L192 236V234H196V232L198 233V231L199 230H201V229H203V228H207L208 226H209V224L207 225V224H203L202 226H196V225H194V228H192V230L190 231V229L187 231V227H186V229L184 230V228L185 227H182V224L181 223H174L173 221H174V219H177L178 218V215H180V214H183V212H182V209L183 208H180L181 207V203H183V199H182V197H181V194H184V193H186V192H188V193H190V191H191V195L192 196H194V195H198V194H201V193H203L204 191H205V189H203L202 188V186L203 185H207V184H212L213 182H211V181H213V180H215L214 182H216V181H218V179H217V177H219V175H218V173H216V171H213L211 168H213V166H216L217 164H211L210 163V160H212V159H208L210 156H208V157H206V156H202V154H201V156H202V158H200L201 156H194V157H191L189 154H190V152L192 153V151L194 152V153H192V155H196L195 153V150L197 151V153H199V150L201 149H203L202 147L204 146V145H209L210 143H214L215 142V144H216V141L218 142V140H220V138H219V136H220V134H222V137H226L227 139L228 138H230V139H232L231 137H232V135L231 134H233L232 132H233V128H235V127H233V126H235V125H231V128H232V132L231 131H229L231 128H230V126H229V129L227 128V125L226 126H224L223 125V123L226 121L225 119H226V114L228 113V111L227 112H225L226 110H228L227 108H229V110H231V108H233V111L235 110V106L236 105H238V104H236L235 106L232 104V102L235 100V98L236 97H234L233 95H231L232 93H231V91H230V88H231V90H232V87H234V89H235V87H237L240 83L241 84H246V83H248L249 84V82L248 81H250L249 80V78H247V77H249L250 75H251V77H254L257 73V71H258V73H260L261 72V74L260 75H258V76H260V77H258L257 75H256V78H260V79H262V77L261 76H263L264 77V72H262L261 70H263L264 71V8H262L261 7V5L263 4L264 5V3H261L260 4V6L259 7H261L262 8V10H261V8H260V10H258L257 8H253V13L252 14H249L250 16L248 17V14L246 15H244V9H245V7L243 8L242 6H244L245 4L242 2L243 0H211V2H209L210 0H200ZM213 1V2H212ZM217 1V2H216ZM245 1V0H244ZM263 1V0H262ZM127 2H125V3H127ZM137 4H140V1H135ZM208 2V3H207ZM216 2V3H215ZM207 3V5H203V4H206ZM227 3V4H226ZM222 4V5H221ZM233 4V5H232ZM236 4H238L237 6H236ZM208 5H210V7L208 6ZM224 5H226V7L224 6ZM246 5H247V3H246ZM245 5V6H246ZM196 6H197V8H196ZM229 6H230V8H229ZM206 7L207 8H209V9H207L206 10ZM212 7V8H211ZM224 7V8H223ZM240 7V8H239ZM257 7V6H256ZM264 7V6H263ZM196 9H201V10H196ZM213 9H214V11H213ZM239 9V10H238ZM129 10V9H128ZM193 10H196L195 12H199V15H198V13H195ZM203 10V11H202ZM220 10V11H219ZM222 10H223V12H222ZM228 10H229V12H228ZM241 10H243V11H241ZM258 10V11H257ZM205 11H206V13H205ZM250 11H251V9H250ZM260 11H261V13H260ZM204 12V13H203ZM209 12H211V14L209 15ZM222 14V13H224L223 15H224V17L225 18H223V16L220 14V13ZM227 12V13H226ZM235 13V16L233 15L234 13ZM243 12V13H242ZM173 13V12H172ZM202 13V14H201ZM240 13V14H239ZM246 13H247V11H246ZM129 14V13H128ZM188 14H190V16L188 15ZM203 14L205 15V17H206V14H208L209 16L208 17H206V19L207 18H209V20H210V22L211 23H209V22H207L206 20H205V17L203 16ZM221 16H219V15ZM228 14H229V16H228ZM254 14H259V15H257V16H255ZM137 15V16H136ZM193 15V16H192ZM194 15H196L197 17H199V18H197L196 16H194ZM200 15H201V17H200ZM218 15V16H217ZM226 15V16H225ZM230 15H232L231 17H230ZM261 15V17H259ZM139 16V17H138ZM203 16V17H202ZM215 16H217L218 18L220 17V18H223L224 19V21H225V23H223L224 21H223V19H222V22H220V19L218 20V22L219 23H222V25L220 26V25H218V27H217V20H216V18H215ZM239 16H241V17H239ZM247 16V19L248 20H246V17ZM124 17H127L128 19H130V20H128L127 18H125V19H127L128 21H130V22H128V25L130 26V28H132L133 29V27L135 28L138 24V30L140 29L139 27H141L142 28V30H137L136 31V29L134 30L135 32H127V34H126V32H124V33H121V32H123V31H121V30H123L124 28V30H126V28H127V26H125L126 25V21L124 20ZM146 20L148 19V17H150V15H146ZM198 19H196V18ZM227 17H229V18H227ZM243 17V18H242ZM259 17V18H258ZM120 18H121V20H120ZM152 18V17H151ZM172 18V19H171ZM180 18V19H179ZM201 18V19H200ZM214 18H215V21H213L214 20ZM183 19H186V21L188 22V29H187V27H186V25H184V24H187V23H183V21L184 22H186L185 20H183ZM194 19H196V21L194 20ZM203 19V20H202ZM259 19V20H258ZM124 22H123V21ZM138 20V21H137ZM148 20H151L150 18L148 19ZM152 20H153V18H152ZM168 20L170 21V22H168ZM180 20V21H179ZM183 20V21H182ZM193 20L195 21V22H198L199 21V23H195V22H193ZM229 20V21H228ZM253 20V21H252ZM160 21V22H161ZM212 21H213V23H212ZM256 21V22H255ZM139 22V23H138ZM183 24H182V23ZM203 22V23H202ZM214 22H216V23H214ZM230 22V23H229ZM232 22V23H231ZM235 22V23H234ZM247 22H249L248 23V25H247ZM258 22V23H257ZM138 23V24H137ZM145 23V22H144ZM162 23V22H161ZM181 23V24H180ZM206 25H205V24ZM255 23V24H254ZM168 24V25H167ZM176 24H178V25H176ZM196 24H198V25H196ZM203 26H202V25ZM209 24V25H208ZM251 24V25H250ZM257 24V25H256ZM86 25H90V26H86ZM164 25H165V27H164ZM167 25V26H166ZM180 25H183V26H181V27H179ZM193 25V26H192ZM196 25V26H195ZM202 27H201V26ZM233 25V26H232ZM258 25H260V26H258ZM125 26V27H124ZM161 26V27H160ZM163 26V27H162ZM173 26V30H174V32L171 30V27ZM210 26V27H209ZM223 26V30H222V28H220L219 29V27H222ZM258 26V27H257ZM175 27V28H174ZM177 27H179V28H177ZM191 27H192V29H191ZM197 27V28H196ZM240 27V28H239ZM77 28H79L78 26H77ZM161 28H164V29H162L163 31H161ZM181 28V29H180ZM199 28H200V30H199ZM205 29V31H203L204 29ZM262 28H263V30H262ZM159 29V30H158ZM171 30L172 32H173V34H171V33H167V30ZM177 29V30H176ZM183 29V30H182ZM194 29V30H193ZM197 29V30H196ZM210 29V30H209ZM214 31H212V30ZM250 29H252V30H250ZM71 30V29H70ZM127 30H129V29H127ZM176 30V31H175ZM182 30V31H181ZM185 30V31H184ZM190 30H192V31H190ZM225 30V31H224ZM248 30V31H247ZM250 30V31H249ZM121 31V32H120ZM144 31H145V33H144ZM182 33H181V32ZM193 31H195V32H193ZM211 31V32H210ZM74 32H73V34H74ZM88 32V33H87ZM140 32V33H139ZM142 32V33H141ZM162 32H163V35H162ZM178 32V33H177ZM179 32H180V34H179ZM187 32V33H186ZM193 32V34H191ZM247 32V33H246ZM122 35H121V34ZM133 35H132V34ZM213 33H214V35H213ZM229 33V34H228ZM124 34V35H123ZM166 34H169L171 37H169V38H171V39H169L168 40V37H167V39H166V37H165V39H166V41L168 42H166V43H164V42H162V39H164V35L166 36ZM228 36H227V35ZM75 35V34H74ZM86 35V36H85ZM174 35V36H173ZM180 35V36H179ZM189 35H191V36H189ZM204 35V36H203ZM211 35V36H210ZM226 35V36H225ZM95 36V37H94ZM120 36H122V37H120ZM126 36V37H125ZM129 36V37H128ZM133 36V37H132ZM160 36V37H159ZM163 38H162V37ZM179 36V37H178ZM182 36V37H181ZM189 36V37H188ZM201 36H203V37H201ZM215 36H216V38H215ZM73 37H75V36H73ZM118 37H120V38H122V39H124V40H120V41H118L119 39H118ZM139 37H140V39H139ZM143 37V38H142ZM158 37V38H157ZM177 37V38H176ZM195 37V38H194ZM253 37V38H252ZM258 37V38H257ZM93 38H94V40H93ZM106 38H109V39H106ZM116 38H117V40H116ZM161 39V41H160V39ZM182 38V39H181ZM204 38V39H203ZM207 40H206V39ZM215 40V41H217V42H215L213 39ZM257 38V39H256ZM80 39V40H79ZM98 39H103V40H108L109 42H103L102 40V43H101V41L98 43L97 42V40ZM159 39V40H158ZM165 39L163 40V41H165ZM178 39V40H177ZM72 40V41H71ZM144 40V41H143ZM174 40V41H173ZM176 40V41H175ZM185 40V41H184ZM198 40V41H197ZM232 40V41H231ZM234 40V41H233ZM261 40V41H260ZM75 41V42H74ZM94 43L93 45H91V43L92 42ZM122 41H124L125 43H123ZM129 41L130 42H133V44H131V43H129ZM157 41H160V42H162V43H159L158 44V46L156 45V47H158L157 49H159V47L161 48V49H159V51L161 50V51H164V52H167L166 54H165V56L167 57V61L165 60V59H163L162 57H165V56H162V52L160 53L159 52V54H157V56L158 57H160V58H162V60L163 61H161V59H159V61L157 60V62H155V59H154V61H152L153 63L151 64V65H147L146 64V62H141V61H139V65L137 64V61L138 60H136L135 62H132V61H134V59H137V58H133L131 55V57H132V59L130 58V56H128V59H127V52L128 53H130V54H132V53H134L133 54V56L135 55V54H137V56L139 55V53H140V51L142 52V53H144L143 52V50L145 51V50H147L148 48H150V47H148V46H150L152 43H155V42H157ZM227 41V42H226ZM229 41V42H228ZM263 41V42H262ZM95 42H97V43H95ZM115 42H118L117 44L115 43ZM148 42V43H147ZM177 42V43H176ZM250 42V43H249ZM261 42H262V44H261ZM80 43H82L81 44V46L83 45V44H85V46H83V48H82V50H81V47L79 46V44ZM104 43V44H103ZM109 43L111 44V45H109ZM120 43V44H119ZM150 43V45H147V44H149ZM175 43V44H174ZM226 43V44H225ZM255 43V44H254ZM259 43H260V45H259ZM113 44H116V46L115 47H113L112 45ZM258 46H257V45ZM61 45H63V47H61ZM69 45V46H68ZM80 47H78V46ZM105 45V46H104ZM191 45V46H190ZM53 46V45H52ZM88 46V47H89ZM101 46V47H100ZM111 46V47H110ZM118 46V47H117ZM127 46V47H126ZM138 46V47H137ZM247 48H246V47ZM258 47V49H257V51L258 50H260L259 52H257V51H255V49H256V47ZM260 46H262V47H260ZM87 47V48H88ZM97 47V48H96ZM117 47V48H116ZM125 47V48H124ZM151 47H152V45H151ZM153 47H154V45H153ZM216 47V48H215ZM253 49H252V48ZM259 47H260V49H259ZM86 48V49H87ZM121 48V49H120ZM139 48H141V50L139 49ZM142 48H143V50H142ZM201 48V49H200ZM53 49V48H52ZM90 48H88V50H89ZM154 49V48H153ZM152 49V50H153ZM156 49V50H157ZM189 49V50H188ZM210 51V50H213V52L212 51H210V52H212V53H210L208 50ZM224 49V50H223ZM246 49V50H245ZM263 49V50H262ZM47 50V51H46ZM73 50V49H72ZM87 50V51H88ZM90 50V51H91ZM155 49H154V51H156ZM242 50H243V52H242ZM262 50V51H261ZM61 51V52H60ZM93 51H91L92 53H93ZM94 51V52H95ZM119 51H121L120 53L122 54V53H124L125 51H126V56H125V54H124V56L126 57L125 59H127V60H125L124 59V57H123V54H122V57H123V59L122 58H120L121 60H116V58L115 57H113V55H115L117 58L118 57H120L121 55H120V53H119ZM147 51H150V52H152L151 50H147ZM248 51V52H247ZM106 54H105V53ZM149 52V53H150ZM158 52V51H157ZM156 52V53H157ZM181 52V53H180ZM209 52V53H208ZM261 52V53H260ZM262 52H263V54H262ZM60 53V54H59ZM72 53H73V51H72ZM87 53V52H86ZM85 53V54H86ZM90 53V52H89ZM148 53V54H149ZM155 53V52H154ZM116 54H118V56L116 55ZM148 54H146V57L147 56H149ZM161 54V55H160ZM180 54V55H179ZM185 54V55H184ZM187 54V55H186ZM206 54V55H205ZM215 54H217V55H215ZM71 55H74V54H71ZM87 55V54H86ZM86 55L85 56H83V57H85V61L86 60H88L87 59V57H86ZM92 55V54H91ZM90 54H89V56H91ZM99 55V54H98ZM144 56L143 57H145V54H143ZM151 55V54H150ZM191 55V56H190ZM194 55V56H193ZM198 55V56H197ZM222 55V56H221ZM258 55V56H257ZM31 56V55H30ZM96 56H97V54H96ZM111 56L114 58H111ZM141 56V55H140ZM152 56V55H151ZM184 56V57H183ZM187 56H189V57H187ZM201 56H202V58H201ZM208 56V57H207ZM227 56V57H226ZM240 56V57H239ZM252 56H254V57H256L257 56V60L255 59V63H253V64H255L256 65V62H258V63H260V64H257V66L258 65H260L259 67L260 68H258L257 67V69H256V66L254 65V66H252L253 67V69L255 70V74H253L254 72H253V70H251L250 71V69H252V68H250L249 70H247V68H249V66H251L252 65V62H253V60H251V58H252ZM262 58H261V57ZM32 57V56H31ZM76 57V56H75ZM74 57V58H75ZM83 57H81V58H83ZM150 57V56H149ZM149 57H148V59H149ZM152 57H156L155 55H153ZM165 57V58H166ZM194 57V58H193ZM222 57V58H221ZM243 57V58H242ZM157 58V57H156ZM188 60H187V59ZM222 60H224V61H222ZM239 58V59H238ZM71 59H73V57L71 58ZM89 59H91V58H89ZM129 59H130V61H129ZM141 59H143V58H140V60ZM145 60H146V58H144ZM143 59V60H144ZM147 59V60H148ZM150 59H151V57H150ZM149 59V60H150ZM183 60V61H181V60ZM191 59V60H190ZM197 59H198V62L199 63H201V61H202V63H201V65L202 66H204V67H206V68H212V69H209L208 71H209V73H205L204 75H206L205 77L202 75H200V77H199V75L198 76H196V77H194L195 79H193V78H191L190 79V81L184 76V77H182L181 76V74H182V72H183V74L182 75H184V73H185V75H186V72H187V74H188V72L190 71H192V69H191V67L192 68H195V66H197V65H200L199 63H197ZM212 59V60H211ZM244 59V60H243ZM254 59V58H253ZM75 60H76V58H75ZM82 60H84V58L82 59ZM81 60V61H82ZM103 61H104V59H102ZM165 60V61H164ZM169 60V61H168ZM208 60V61H207ZM214 60V61H213ZM117 61V62H116ZM119 61V62H118ZM207 61V62H206ZM222 61V62H221ZM248 61V62H247ZM249 61H252V62H249ZM124 62V63H123ZM128 62H130V64L128 63ZM131 62H132V65H131ZM164 62V63H163ZM190 62V63H189ZM204 62V63H203ZM226 64H225V63ZM228 62H230V63H228ZM79 63V62H78ZM107 65H106V64ZM127 63L129 64V65H127ZM137 65H136V64ZM148 63V62H147ZM167 65H166V64ZM184 63H185V65H184ZM197 65H196V64ZM240 63H241V65H243L242 67L241 66H239L238 67V65H240ZM245 63H246V65H245ZM247 63H249V66H248V64ZM251 63V64H250ZM41 65H42V63H40ZM105 64V65H104ZM109 64H111L112 66H110ZM126 64V65H125ZM149 64V63H148ZM228 64H230V65H228ZM70 65H74L72 68H71V70L69 71V69H70ZM78 65V64H77ZM111 67V69H113L114 71L116 70H119L120 69V72L119 71H111L110 70V72L112 73V74H114L115 76L116 75H118V76H116V78L114 77V75L113 76H111L112 74H110V73H108L109 72V69H110V67ZM156 65H158L157 67H156ZM187 65V66H186ZM189 65V66H188ZM225 65V66H224ZM43 66H44V63H43ZM66 66H65V68H66ZM79 66V65H78ZM77 66V67H78ZM105 66H108L107 67V71H106V69H105V67H104V71H103V67ZM121 66V67H120ZM167 66V67H166ZM215 66V67H214ZM217 66V67H216ZM246 66H248V67H246ZM262 66V67H261ZM114 67V68H113ZM129 67H130V72L128 73L127 72V70H129ZM138 68V69H135V68ZM146 67L148 68V69H146ZM157 69H156V68ZM224 67V68H223ZM231 67H233V68H231ZM244 67H246V69H244ZM118 68V69H117ZM145 68V69H144ZM151 68L153 69V71L151 70ZM165 68V69H164ZM216 68V69H215ZM219 68V69H218ZM227 68H229V70L227 69ZM240 69V71H239V69ZM91 69V70H92ZM167 69V70H166ZM171 69V71H172V73L174 74V76H173V78H171L170 77V75L168 74V72L167 71H169ZM186 71H185V70ZM215 69V70H214ZM244 69V70H243ZM259 69V70H258ZM261 69V70H260ZM100 71V73L98 72V71ZM155 70H156V73H155ZM162 70H163V72H162ZM166 72H165V71ZM227 70V71H226ZM54 71H55V73H54ZM60 71H62V74L64 75L65 73V75L63 76L62 74V76H59L58 75V73H60ZM66 71V72H65ZM67 71H69V72H67ZM126 71V72H125ZM149 71V72H148ZM244 71H246V72H244ZM58 72V73H57ZM64 72V73H63ZM93 72H97V75L95 74V73H93ZM104 72L108 75V77H109V75L111 76V77H113V78H109V79H107L108 77H107V75H105L104 77L106 78V80L104 79V77L102 76V74L104 75ZM119 72V73H118ZM132 72V73H131ZM135 72V73H134ZM141 72H142V74H141ZM189 72V73H190ZM222 72V73H221ZM237 72H239V74L237 73ZM249 72V73H248ZM67 73H69V74H67ZM70 73H71V76H70ZM79 73V74H78ZM82 73V72H81ZM99 73V74H98ZM121 73V74H120ZM152 73H153V75L155 76V77H153V76H151L152 75ZM166 73H167V75H166ZM169 73H171L170 71H169ZM171 73V76L173 75ZM248 73V74H247ZM263 73V74H262ZM88 74V75H87ZM141 74V75H140ZM165 74L166 76H164V78H163V75ZM76 75H77V77H76ZM162 75V76H161ZM169 75V76H168ZM177 75V76H176ZM240 75V76H239ZM92 76H94L93 78H92ZM102 76L103 78H100V77ZM238 76V77H237ZM242 76H244L243 78H242ZM80 77V78H79ZM85 77H87V78H85ZM122 79H121V78ZM124 77V78H123ZM138 77V78H137ZM160 77H161V79H160ZM176 79H175V78ZM204 79H206V80H204ZM117 78H119V80L117 79ZM178 78V79H177ZM198 78V79H197ZM49 79V78H48ZM51 79H52V77H51ZM72 79V80H71ZM75 79H77V80H75ZM97 79V80H96ZM99 79H103V80H105V81H103V80H99ZM114 79H117V82L116 81H114ZM131 79H133V81L136 79L137 81H138V79H141V81H142V83L143 84H145V87H141L143 90H141V88H140V90L139 91H141L140 93L138 92V95L136 94V93H134V94H136L135 96H136V98H134L133 96H131L130 98H128L130 101L132 100L133 102L135 101H137L138 102V104H137V102H136V104H137V106L136 105H134L135 104V102H134V104H132V102H130V101H128L129 102V104H128V102H126V99H124L125 101H123L122 100V98H121V94H122V92L123 93H127L128 95H133V89L135 88V87H137V88H139V86L141 85V84H138L137 82V84L139 85H136V84H130L133 88H131V87H129L130 85H129V83H133V81H129V80H131ZM150 79V80H149ZM160 79V80H159ZM186 81H185V80ZM223 79V80H222ZM228 79V80H227ZM244 79H245V83H244ZM253 79H255V78H253ZM264 79V78H263ZM108 80V81H107ZM121 80V81H120ZM135 80V81H136ZM167 80V81H166ZM184 80V81H183ZM188 80V81H187ZM224 81V84H222L223 82L222 81ZM246 80H247V82H246ZM67 81V82H68ZM94 81H98L97 83L96 82H94ZM128 81H129V83H128ZM144 81V82H143ZM146 81V82H145ZM152 81V82H151ZM153 81H154V83L155 84H153ZM157 81H160V83H161V81H162V85H160V83L158 82L157 83ZM205 81H206V83H205ZM221 81V83L219 84V82ZM238 81V82H237ZM124 82V83H123ZM128 83V92L126 91L127 90V87H126V90H124V88H125V86L127 85L126 83ZM179 82V83H178ZM181 82V83H180ZM185 82H187V85H185L184 83ZM191 82V83H190ZM194 82V84L192 85V83ZM216 82V83H215ZM229 82L231 83V85L229 86ZM99 83V84H100ZM141 83V82H140ZM163 83L165 84L164 86H163ZM177 83V84H176ZM188 83H189V85H188ZM202 83V84H201ZM226 83V84H225ZM104 84V83H103ZM105 84V86L104 87H106L107 86V88H108V85H106ZM123 84H126V85H124L123 86ZM142 84V85H143ZM176 84V85H175ZM178 84H180V85H178ZM184 84V85H183ZM197 84V85H196ZM200 84V85H199ZM205 84H207V85H205ZM149 85V86H148ZM182 85V86H181ZM192 85V86H191ZM196 85V86H195ZM209 85H211V86H209ZM224 85V87H222ZM89 86V85H88ZM98 86V85H97ZM101 86H103V85H101ZM100 85L98 86V87H101ZM112 86V87H113ZM120 86V85H119ZM144 86V85H143ZM165 87V89H163L162 87ZM178 86H181L180 88L178 87ZM188 86H190L189 88H188ZM201 87V89H200V87ZM124 87V88H123ZM156 87V86H155ZM154 87V88H155ZM178 87V88H177ZM192 87H194V89L193 90H199L198 92H197V90L196 91H191L190 92V96H189V94H188V92H189V90L190 89H192ZM198 87V88H197ZM220 87L221 88H223V92H222V89H220ZM132 89V93L130 92V90ZM137 88H136V90H137ZM160 88L158 89V87H157V90L155 89V90H153V91H160ZM185 88V89H184ZM187 88V89H186ZM111 89V88H110ZM118 89H119V87H118ZM176 89H179V90H176ZM234 89H233V91H234ZM152 90V89H151ZM150 90V91H151ZM180 90H181V92H180ZM187 90V91H186ZM228 90L230 91V92H228ZM138 91V90H137ZM148 91H149V89H148ZM150 91H149V93H150ZM162 91H160V93L162 94ZM179 91V92H178ZM186 91V92H185ZM235 91H236V89H235ZM238 91V90H237ZM121 92V93H120ZM134 92H135V90H134ZM164 92V91H163ZM183 92H184V94H183ZM192 92L194 93V95H193V97H191V95H192ZM108 93H110L109 91H108ZM116 93V94H117ZM130 93V94H129ZM148 93V94H149ZM186 93H187V95H186ZM72 94H74V92H72ZM71 94V95H72ZM125 95V96H128V95ZM158 95H159V93H157ZM230 94L231 96L229 97V98H231V99H228V95ZM237 94H241L242 95V93L241 92H237ZM70 95V94H69ZM70 95V96H71ZM78 93H77V95L75 94V96H77L78 97ZM83 95V94H82ZM82 95H79V97L78 98H80L81 99V96ZM117 95V96H118ZM123 95V94H122ZM140 95V96H141ZM157 95V96H158ZM69 96V97H70ZM109 96V95H108ZM116 96V97H117ZM161 96V95H160ZM160 96L159 97H157V98H160ZM170 96V98H168ZM185 98H184V97ZM187 96V97H186ZM61 97H63V99L61 100V99H59V104H57V105H55L53 108L55 109V110H63L62 112H64L65 113V111L66 110H64V106L66 105V102H67V104L68 105H70L69 103H68V100H72L71 102H73V100L74 101H76L77 102V100H78V98L77 97H75V98H71V97H73V96H71L70 98L71 99H69V97L67 98L66 96H61ZM152 97H154L153 95H152ZM58 98H60V96L58 97ZM76 98H77V100H76ZM97 98H99V97H97ZM102 98V99H101ZM101 98H99V101L100 102H102V101H107L108 99H106V98H108L107 96L106 97H101ZM154 98H156V96L154 97ZM185 99V101L188 99V101H187V104H188V102H189V105L187 106L186 105V102L185 101H183L184 99ZM190 98V99H189ZM194 98V99H193ZM79 99V100H80ZM117 99V100H116ZM137 99V100H136ZM142 99V100H143ZM192 99V100H191ZM196 99V100H195ZM43 100V99H42ZM41 100V101H42ZM66 100V101H65ZM102 100V101H101ZM121 100V101H120ZM145 100V99H144ZM148 100V101H149ZM158 100V99H157ZM98 101V102H99ZM109 101V100H108ZM122 102V104H120V102ZM147 101V100H146ZM145 101V102H146ZM153 101V102H152ZM159 101L158 102H156V104L157 105H159ZM176 101V102H175ZM191 101H192V104H191ZM231 102V104L233 105H231L230 104V102ZM57 102H58V99H57ZM124 102H126V104H124ZM141 102V101H140ZM143 102V101H142ZM145 102H143V104H145ZM162 102H161V104H162ZM182 102H184V104L182 105ZM235 102V101H234ZM108 104V105H109ZM129 106H128V105ZM179 104V105H178ZM224 104V105H223ZM229 104H230V107H228L229 106ZM241 104L242 103H240L239 105L241 106ZM244 105H245V103H243ZM59 105H61V107L63 108H61L60 109V106ZM105 105V106H104ZM95 104L94 105V107L95 108H101V107H103V109H106L107 111L109 110V106L108 105H106V104ZM134 105V106H133ZM146 105H147V102H146ZM226 105V106H225ZM228 105V106H227ZM243 105V106H244ZM107 106V107H106ZM111 105H110V107H112ZM160 106V105H159ZM183 107L184 106V108H181V107ZM186 106V107H185ZM232 106V107H231ZM240 106H237V107H240ZM42 107H44V105L42 106ZM58 107H59V109H58ZM130 107V108H131ZM142 106H140V108H141ZM143 107H145L144 105H143ZM170 107V108H169ZM175 107H178V109H179V107L181 108L179 111H177V110H175L174 111V109H175ZM227 107V108H226ZM160 108H161V110H160ZM113 109V108H112ZM127 109V110H126ZM170 109V110H169ZM188 111H190V113L189 114H187V110ZM236 109H238V108H236ZM114 111H115V109H113ZM113 110H109V116L110 117H112V116H114V117H116V115H118L119 113H115V112H111V111H113ZM160 110V111H159ZM186 112H184V111ZM118 110H116V112H117ZM120 111H122V110H120ZM147 111V112H146ZM168 113H170L171 111V114H169V115H171V116H169L168 114H166L167 112ZM174 111V112H173ZM232 111V110H231ZM231 111L229 112V113H231ZM232 111V112H233ZM61 112V111H60ZM59 112V113H60ZM61 112V113H62ZM131 112H127L128 114H130ZM154 112H155V115H154ZM158 112H160V113H162L161 115H160V113H159V115L157 114ZM59 113H58V116H59ZM121 113L122 112H120V114L117 116L118 118L119 117H121L120 115H121ZM127 113L123 116L122 115V118L124 117V118H126V116H128L127 115ZM174 113V114H173ZM150 114V115H149ZM157 114V115H156ZM177 114H179V115H176ZM162 115H165V116H167V118L168 119H170L169 117H177V119L176 120H173V118L171 119V121L170 120H165L166 118H165V116H163V118H159L158 116H162ZM62 116V115H61ZM133 116L135 117V118H133ZM180 116H182L183 118H180ZM189 116V117H188ZM193 118H192V117ZM116 117V118H117ZM129 117V116H128ZM151 117H153L154 118V120L153 119H150ZM155 117L157 118L156 120H155ZM113 118V117H112ZM159 118V119H158ZM188 119V121L187 120H185V121H183V119ZM190 118V119H189ZM225 118V119H224ZM161 119H162V121H161ZM157 120H159V121H157ZM164 120V121H163ZM223 120H225L224 122H223ZM126 121V122H127ZM144 121V122H143ZM148 121H152V123L150 122L149 124H148ZM155 121H157V122H155ZM167 121V122H166ZM174 121V122H173ZM177 121V122H176ZM131 122V123H130ZM154 122V123H153ZM174 123L175 124V122H176V124L175 125H172V124H170V123ZM185 122V123H184ZM187 122V123H186ZM223 122V123H222ZM134 123H138V124H135L134 125ZM164 124L163 126H162V124ZM222 123V124H221ZM133 124V125H132ZM148 124V125H147ZM156 124V125H155ZM157 124H158V126H157ZM161 124V125H160ZM166 124V125H165ZM188 124V125H187ZM219 124V125H218ZM136 125H137V128H135L136 127ZM151 125H153V126H151ZM156 126V128L158 127V129H156V128H154L155 126ZM186 125H187V128L189 127L190 129H188L187 130V132H189L190 133V131H191V129H192V132H191V134H193V135H195L196 136V140L193 138V137H195V136H193V135H191V137H190V139H194V140H190V142L192 141V143L194 144V145H198V147L196 146V148L194 149V148H192L191 147V145H193L192 143H190L188 140L186 141V139L184 138L185 136L184 135H186L187 133L185 132V134H184V131H186V129H184V128H186ZM216 125H218V126H216ZM221 125L223 126V128L221 127ZM134 126V127H133ZM176 127V128H174V127ZM185 126V127H184ZM145 127H147V128H145ZM150 127V128H149ZM161 127H162V129H161ZM166 127V128H165ZM172 127V128H171ZM225 127V128H224ZM135 128V129H134ZM218 128H219V131H218ZM151 129V130H150ZM173 129V130H172ZM222 129H227V131H224V130H222ZM132 130V131H133ZM135 130V131H136ZM149 130H150V132H149ZM169 131V132H168ZM174 132V135H172V136H174V137H172L171 136V132ZM140 132H143V134H141ZM152 132V133H151ZM136 133V132H135ZM166 133H168V134H166ZM189 133L187 134V135H189ZM195 133V134H194ZM199 133V134H198ZM226 133H227V135H226ZM184 134V135H183ZM226 136H225V135ZM234 134H235V131H234ZM167 135V136H166ZM219 135V136H218ZM224 135V136H223ZM184 136V137H183ZM234 136V138H235V136L236 135H233ZM150 137H148V139L150 138ZM176 137V139H174ZM198 137V138H197ZM221 137V136H220ZM221 137V138H222ZM91 138H95L94 136H91ZM233 138V140H231V141H235L236 142V140ZM247 138V137H246ZM173 139V140H172ZM198 139V140H197ZM216 139V140H215ZM227 139H221L220 141L221 142H219V143H222V144H224V142L227 140ZM167 141H170L172 144H168L167 145ZM186 141V142H185ZM200 141V142H199ZM250 141V140H249ZM249 141H247L248 143H250ZM189 142V144H187ZM238 142V144H239V142H241V141H237ZM247 142H244V143H242L241 142V145H243L244 144V146H245V144L247 143ZM165 143V142H164ZM174 143V144H173ZM226 143V142H225ZM247 143V144H248ZM19 143H16L15 142V146H17ZM121 145H123L122 143H120ZM119 144V145H120ZM178 144V146L179 145H182V146H180V148L178 147L177 148V146L176 145ZM125 146L127 145V144H124ZM123 145V146H124ZM172 145V146H171ZM193 145V146H194ZM128 146V145H127ZM171 146V147H170ZM176 146V147H175ZM184 146V147H183ZM185 146H186V148H185ZM250 146H251V144H250ZM249 145H248V147H250ZM97 147H101V148H103V149H105L106 148V152L109 154V152H110V149H109V147L107 146V145H105L104 143L103 144H97ZM168 147H170L171 149L169 150V151H171V152H167L166 151V148L168 149ZM172 147H175V148H173L172 149ZM181 147H183L184 149H185V152L186 151H188V149L190 150V151H188V152H186L187 154L185 155V152L183 151V153L181 152L182 150V148ZM188 147V148H187ZM192 149H190V148ZM195 147V146H194ZM199 147H200V149H199ZM242 147V146H241ZM247 146H245V148H246ZM252 147V146H251ZM250 147V148H251ZM262 147V146H261ZM260 147V145H256V147L254 146L253 148L254 149H252V150H256L255 151V153L253 152V154H255L254 156L258 159V160H254L253 159V161L251 160L250 161V159H248L247 158V155L246 154H249V151L251 150H249V151H247V153L244 151L245 149H243L242 150V152L246 155V156H244V154L242 153L240 156H244V158H247V162H248V164L250 165H248L247 164V162H246V160H241V161H244V162H246L245 164L243 163L242 164V162L240 163L241 165H239V168H240V166H241V168L244 166V170L243 169H241V170H243L245 173H246V175L245 176H250L249 178H251V180H248V181H246V182H251V183H248V184H253V182H258V181H255L256 180V178H261L260 180H263L261 183H264V166H262L264 163L262 162V161H264L263 160V158L264 157H261V156H264V150L263 149H260L261 148ZM108 148V149H107ZM122 148V147H121ZM127 148V147H126ZM125 148V149H126ZM131 148V147H130ZM177 148V149H176ZM197 148H198V150H197ZM244 148V147H243ZM123 149V148H122ZM131 149H133V148H131ZM153 151H152V150ZM180 149V153L179 154H177V150H179ZM239 149H240V147H239ZM259 149V150H258ZM134 150H135V148H134ZM151 150V151H150ZM251 150V151H252ZM261 150H263V151H261ZM116 151H118V150H116ZM122 151H125V150H122ZM157 151V152H156ZM166 151V152H165ZM240 152H241V150H239ZM152 152V153H151ZM155 152V153H154ZM159 152V153H158ZM202 152V151H201ZM200 152V153H201ZM223 152V151H222ZM150 153V154H149ZM153 153H154V156L156 157V158H153ZM165 153H167V154H165ZM170 153V154H169ZM189 153V154H188ZM252 153V152H251ZM250 153V154H251ZM112 154V153H111ZM120 156H118V157H121L119 160H121L122 159V157H123V159H126V160H124V162L125 161H127V158H126V156H124L123 154L121 155V153H118ZM171 156V154H172V156L170 157L169 155ZM249 154V155H250ZM114 155H115V153H114ZM180 155V156H179ZM188 155V156H187ZM257 155V156H256ZM117 156H113V158H115V159H118L117 158ZM174 156H176V157H174ZM240 156H236V159H239V161H240V159H242V157L240 158ZM250 156H252V155H250ZM254 156H252V157H254ZM112 157V156H111ZM180 157V158H179ZM189 157V158H188ZM195 157H197V158H195ZM110 158V156L108 157V159ZM113 158H110L111 159V161L113 160L114 161V159ZM174 158V159H173ZM175 158H176V160H177V158H178V160L177 161H175ZM191 158H193V159H195V160H193V162L192 161H190L191 160ZM206 158V159H205ZM210 158H212V157H210ZM167 159V160H166ZM201 159V161H199V160ZM209 160V161H206V160ZM261 159V161H259ZM158 160H159V163H158ZM77 161H78V163H77ZM109 161V160H108ZM194 161H195V163H196V161H199V162H197V163H200V166L198 165V164H193L194 163ZM117 162H119V163H117ZM128 162V161H127ZM165 164H164V163ZM170 162H172V164H170ZM192 162V163H191ZM201 162H203V163H201ZM205 162L207 163L208 162V165H206L205 164ZM212 162V161H211ZM209 163L211 164V165H209ZM216 163V162H215ZM262 163V164H261ZM116 164L118 165V164H120V161H116ZM174 164V165H173ZM179 164H180V166H179ZM193 164V165H192ZM76 165V166H75ZM169 165V166H168ZM195 165V166H194ZM204 165V166H203ZM251 165H253V166H251ZM165 168H164V167ZM173 166V167H172ZM178 167V168H175V167ZM198 166V167H197ZM210 167V168H207V167ZM218 166V165H217ZM250 168H249V167ZM116 167V166H115ZM130 168V169H128V168ZM180 167V168H179ZM194 167V168H193ZM196 167V168H195ZM254 167H255V169H254ZM114 168V167H113ZM117 168H118V166H117ZM201 168V169H200ZM203 168V169H202ZM251 168H253L254 170H257V172L258 173H256L255 172V175H254V170L253 169H251ZM116 169V168H115ZM114 169V170H115ZM183 169V170H182ZM194 169V170H193ZM197 169V170H196ZM199 169V170H198ZM208 169V170H207ZM106 170H108V169H106ZM110 170V169H109ZM130 170V171H129ZM154 170H156V171H154ZM165 170V173L167 174H164V172H162V171H164ZM212 170V171H211ZM251 170V171H250ZM101 171H103V170H101ZM112 171V170H111ZM116 171H119V169L118 170H116ZM129 171V172H128ZM142 171V170H141ZM149 171H150V173H149ZM198 172V174H200V175H198L197 174V172ZM207 171V172H206ZM208 171H209V173H208ZM253 171V172H252ZM96 172V171H95ZM119 172H121V171H119ZM140 172V171H139ZM178 172L179 173H183L184 172V177H186L185 179H184V177L180 174H178ZM203 172V173H202ZM244 172H242V173H244ZM97 173V172H96ZM114 173V172H113ZM116 173V172H115ZM114 173V174H115ZM155 173V174H154ZM156 173H158L159 175H160V173H161V175H160V179H161V181H163V182H165V180H166V182L168 183L167 184V187H168V185H170V184H177V185H180L181 183L183 184V186L184 185H186L187 184V186H188V184H196L197 186H198V184L200 185V188H196L195 186H192V187H190V186H188V188L187 187H185L186 188V190H184V191H186V192H184L183 193V191H180V190H182L181 189V187L178 189V188H170L171 189V191H169L170 189H167L165 186H166V184L164 185V186H162L164 183L162 182V183H160L158 180H155L156 178L158 179V177H155V179H153V175H156L157 176V174ZM196 173V174H195ZM205 173V174H204ZM210 174L209 176H208V174ZM216 173V174H215ZM235 173V174H234ZM242 173H237V169H233V171H232V176H234V178H237L236 180H234V182H233V180L232 181H230L229 182V184H231V185H233V186H238V183L240 182L239 180L240 179H242L241 180V183H239V184H246V182H245V178H244V176H242L243 174ZM93 175L92 176H94V173H92ZM97 174H99V171H98V173ZM116 174H118V173H116ZM120 174V173H119ZM149 176H148V175ZM195 174V175H194ZM203 174V175H202ZM127 177H126V176ZM129 175V176H128ZM144 175H146L145 176V178H144ZM162 175H164V176H166V177H163ZM171 176V178H170V176ZM178 175V176H177ZM198 175V177H200L201 175H202V177L201 178H199V179H197V178H195L196 176ZM204 175H206V177L204 176ZM215 175H217V176H215ZM41 176H44V178H46L47 177V175L45 174V172L43 173H41ZM89 176V177H88ZM151 176V177H150ZM169 176V177H168ZM177 176V178H175ZM215 176L216 177V179H214L213 177ZM240 176H242V177H240ZM112 177L114 178L113 179V181L116 183H113V181H111V179H112ZM179 177H181V179L179 178ZM183 177V178H182ZM213 179H212V178ZM108 178H111L110 179V181H109V179ZM164 178H166V179H164ZM169 178V179H168ZM210 178V179H209ZM238 178H240V179H238ZM248 178V179H249ZM13 179V178H12ZM18 179V178H17ZM106 179V180H105ZM127 179V181H125ZM134 179H136V180H134ZM140 179V180H139ZM148 179V180H147ZM176 181H175V180ZM14 180H16V179H13L12 180V183H10V184H14V183H17L16 181H14ZM18 180H20V183H17L18 185L17 186H14V187H9V188H7L6 190H5V192H0V193H4L5 195H13V196H15V194H17V193H19V191H21V193L22 194H26V192L27 193H33L34 191H32V190H34L33 189V187L32 186H37V189L38 188H40V186H43V183H40V184H36V182L35 181H33V184L31 185V184H28V183H21V180L22 179H18ZM105 180V181H104ZM141 181V182H139V181ZM182 182H181V181ZM197 180H199L200 182H197ZM247 180V179H246ZM8 181L9 182H11V180L10 179H8ZM8 181H6V179H0V185H3V184H5V182H8ZM104 181V182H103ZM134 181V182H133ZM151 181V182H150ZM159 183H158V182ZM179 181V182H178ZM205 181V182H204ZM236 181H237V183H236ZM242 181H244V182H242ZM14 182V183H13ZM165 182V183H166ZM171 182V183H170ZM184 182V183H183ZM93 183H95V184H93ZM99 183H100V185H99ZM180 183V184H179ZM186 183V184H185ZM157 184H159V185H157ZM162 184V185H161ZM181 184V185H182ZM134 185H136L135 186V189H133L134 187ZM94 186V187H93ZM17 187H21V190H19L18 191V188ZM133 187V188H132ZM1 189H5V188H2V187H0ZM94 188V189H93ZM166 188V189H165ZM190 188V189H189ZM177 189V190H176ZM189 189V190H188ZM201 189H203V190H201ZM239 189V188H238ZM46 190V191H47ZM71 190H73V191H71ZM117 190V191H116ZM155 190V191H154ZM198 190H200L199 192L200 193H198ZM1 191V190H0ZM17 191V192H16ZM65 191H67L66 193L67 194H64L65 193ZM173 191V192H174ZM58 192V193H59ZM100 193V194H99ZM71 194V198H70V200L71 201H69V197H68V201L67 202H69L70 203V205H68L66 208H68V210L67 211H69L70 209H72V205H73V209H72V211H74L73 213H80V214H83V221L85 220V222H83L84 224H88V226H85V227H87V230H85L84 232L85 233H87L88 231H90V228L91 229H93L92 227H94L95 225H97V224H107V223H109L110 221H109V219L107 220L106 219V217L104 216V212L103 211H101L100 210V208H94L96 211L93 213V211H91L92 212V214L90 213V215L88 216V215H86L85 214V212H86V210L84 209V207H83V205H82V203H84L85 201H88V199L86 198V199H84L85 197H83V195H84V193H82V196H79L78 195V197H76L77 195L75 194L74 195V197H73V195ZM58 195V198L59 197H61V199L60 200H63V198H62V196H60V194H57ZM81 195V194H80ZM88 195V194H87ZM86 195V196H87ZM91 195V196H92ZM113 195V194H112ZM85 196V195H84ZM89 197H90V195H88ZM160 196V197H159ZM54 197V196H53ZM53 197L52 198H48L47 199V201L48 202H44V204H45V207H46V204L48 203L49 205H50V201H52V204H54V205H56L57 206V203L53 200ZM88 197V198H89ZM55 198V197H54ZM56 198H57V196H56ZM64 198V199H65ZM49 199H50V201H49ZM98 199L100 200L101 198L98 196ZM148 199V198H147ZM146 199V200H147ZM150 199V198H149ZM182 200V201H179V200ZM158 199H157V203H158V201H159ZM66 201V200H65ZM63 202V201H62ZM71 202L73 203V202H75L74 204H72L71 205ZM177 202V203H176ZM180 202V204H178ZM64 203V202H63ZM66 203V202H65ZM81 203V204H80ZM127 203V202H126ZM126 203H125V205H126ZM128 203H130V201H128ZM145 202H143V204H144ZM17 203L16 202H13V203H10V204H7V205H3V207H5V209L6 208H8V210H13L12 208H14L15 206H17V207H15L16 208V210H15V212L13 211H10L12 214V216H18L19 217V214L21 213V211H23V209L24 210H26V208H28L27 209V211L28 212H34V210H36V213L37 212H39L37 209L39 208V209H42L41 207H40V205L41 204H32V203H28V201H27V198H25V199H22V201H20L19 202V204L20 205H16ZM43 203H42V207H43V205H44ZM58 204H60V203H58ZM87 203H85V205H86ZM148 204H145V205H148ZM172 204H174V205H172ZM27 205H29L30 207H28ZM75 205V206H74ZM84 205V206H85ZM124 204H122V207L121 206H119L118 205V203H116V201L111 205V206H109V207H111V208H113L114 210L113 211H116L115 213L116 214H118L119 215V217H120V215L122 216V217H125L124 216V214H127L128 213V211L130 210V208H131V206H132V204H129L130 206L129 207H127L128 206V204H127V209L125 208L124 209V206H123ZM141 205V204H140ZM137 206L138 207V209L142 206ZM148 205V206H149ZM178 205H180V207H178ZM70 206H71V208H70ZM82 206V207H81ZM10 207H12V208H10ZM97 207H99V206H97ZM121 208L120 210L118 209V208ZM143 207V206H142ZM152 207V208H153ZM29 208H32L33 210L32 211H30L31 209H29ZM164 208V209H163ZM83 209V210H82ZM93 209V210H94ZM181 210V211H179L178 212V210ZM64 210H65V208H64ZM78 210V211H77ZM158 210V211H157ZM176 210H177V213H176ZM112 211V212H113ZM24 212V211H23ZM26 212V211H25ZM24 212V213H25ZM65 211H63V213H64ZM119 212V213H118ZM161 214H160V213ZM169 212H171V215H170V213ZM182 212V213H181ZM35 213V214H36ZM67 213V212H66ZM66 213H64L63 214V216H66L67 214ZM70 213H72L71 212V210H70ZM88 213V214H89ZM97 213V214H96ZM115 213H114V216H115ZM169 213V214H168ZM22 214V213H21ZM20 214V215H21ZM66 214V215H65ZM157 214V215H158ZM60 215H62V214H60ZM68 215L70 216V214H69V212H68ZM74 215V214H73ZM73 215H71V216H73ZM99 215V216H98ZM118 215H116V216H118ZM166 215V216H165ZM168 215H169V220H168ZM12 216H11V218H12ZM22 216V215H21ZM20 216V217H21ZM63 216H59V217H62L63 218ZM78 216V215H77ZM80 216V215H79ZM84 216H85V219H84ZM101 216V217H100ZM74 217H76V216H74ZM86 217H88V218H86ZM118 217V218H119ZM16 218V217H15ZM73 218V217H72ZM115 217H113L112 219H114ZM117 218V217H116ZM121 218V217H120ZM61 219V218H60ZM122 219V218H121ZM172 219V220H171ZM62 220V219H61ZM68 220H69V217H68ZM64 221H66V220H64ZM171 222V223H170ZM63 223H67V222H63V220H62V224ZM164 223V224H165ZM81 224H82V222H81ZM83 224V225H84ZM168 224L170 225V226H173L174 228L175 227H178V231H176L175 232V235L171 238V239H166V234H167V229H168ZM172 224V225H171ZM64 227H66V226H69V225H63ZM62 226V227H63ZM90 226V227H89ZM100 226V225H99ZM203 226H205V227H203ZM64 227H63V231H64ZM70 227V226H69ZM96 228L98 227V225L97 226H95ZM193 227V226H192ZM197 227H199L198 229H197ZM31 228V227H30ZM34 228V227H33ZM68 228V227H67ZM96 228H94V229H96ZM99 228V227H98ZM150 228V227H149ZM148 227H147V229H149ZM183 228V230L184 231H182V233H181V229ZM35 229V228H34ZM43 229V228H42ZM66 229V228H65ZM36 230V229H35ZM35 230H33V232L35 231ZM45 230H48V229H46L45 228ZM45 230L44 231H40V232H45ZM67 230V229H66ZM32 231V230H31ZM30 231V233L31 234H33V232H31ZM68 231V230H67ZM192 233H190V232ZM52 232V234L54 233V232H58L57 230L56 231H51ZM30 233H29V235H30ZM36 234V233H35ZM34 234V235H35ZM186 234H188L187 236H186ZM191 234V235H190ZM241 234V233H240ZM41 235V234H40ZM55 236H54V240L55 241H58V242H61L62 241V239H60V238H58V237H60V236H58L57 237V233H55L54 234ZM149 236V235H148ZM238 236H240V235H238ZM237 236V237H238ZM244 236H245V234L244 235H241V237H240V239H243L244 238ZM23 237H25V235L23 236ZM27 237H29L30 238V236H27ZM31 237H32V235H31ZM236 237V238H237ZM28 238V239H29ZM35 238V237H34ZM81 238H83V237H81ZM81 238H80V240H81ZM152 239L153 238H156V237H151ZM26 239V238H25ZM31 239V238H30ZM29 239V240H30ZM144 239H142V241H143ZM177 240V241H176ZM140 241V240H139ZM139 241H137L139 244H140V242ZM148 241V240H147ZM151 241V240H150ZM81 242H83V240H81ZM144 242H145V240H144ZM145 243H147V245L149 246L150 244H148L149 242H145ZM80 245H83L82 243H80ZM144 246H145V244H144ZM144 248V247H143ZM140 250V249H139ZM143 250H145V248L143 249ZM146 251L148 252V250H145V251H141V252H139V256L141 257V258H139V259H142V260H144V259H146V257H147V254L148 253H146ZM86 256L83 258V260L84 261H86ZM119 258V256H118V254L116 255V256H114V260H116V259H118ZM89 259V258H88ZM90 261V260H89ZM88 260L86 261V264L89 262ZM89 264H90V262H89Z\"/></svg>",
    "mask_w": 264,
    "mask_h": 264
},
{
    "label": "clouds",
    "instance_id": "9594fccd",
    "mask_svg": "<svg viewBox=\"0 0 264 264\" xmlns=\"http://www.w3.org/2000/svg\"><path fill=\"white\" fill-rule=\"evenodd\" d=\"M178 227L168 226L166 239H171ZM109 236L107 232L86 234L83 239V248L90 260V264H128L129 257L139 259L137 251V239L135 236L123 243H117L111 250L108 248ZM165 246L164 240L156 241L150 252L147 254V264H160L162 250ZM118 254L119 258L112 261L111 257ZM177 257L175 255L169 261V264H176Z\"/></svg>",
    "mask_w": 264,
    "mask_h": 264
}]
</instances>
